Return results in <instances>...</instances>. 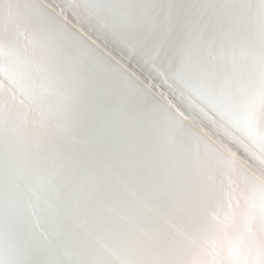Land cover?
I'll list each match as a JSON object with an SVG mask.
<instances>
[{
  "label": "snow or ice",
  "instance_id": "snow-or-ice-1",
  "mask_svg": "<svg viewBox=\"0 0 264 264\" xmlns=\"http://www.w3.org/2000/svg\"><path fill=\"white\" fill-rule=\"evenodd\" d=\"M0 264H264V0H0Z\"/></svg>",
  "mask_w": 264,
  "mask_h": 264
}]
</instances>
